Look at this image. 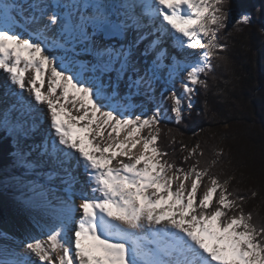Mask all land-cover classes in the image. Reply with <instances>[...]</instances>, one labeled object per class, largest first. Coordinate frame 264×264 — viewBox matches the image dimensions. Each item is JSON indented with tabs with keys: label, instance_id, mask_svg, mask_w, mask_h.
Wrapping results in <instances>:
<instances>
[{
	"label": "snow or ice",
	"instance_id": "obj_1",
	"mask_svg": "<svg viewBox=\"0 0 264 264\" xmlns=\"http://www.w3.org/2000/svg\"><path fill=\"white\" fill-rule=\"evenodd\" d=\"M28 9L25 14L17 0H0V71L20 89H6L15 98L12 109L28 117L0 127L16 141L14 163L26 169L47 164L48 179L59 176L66 195L53 203L47 198L52 190L34 184L32 196L17 197L29 208L43 197L54 223L36 221L42 238L28 237L21 258L0 264H264V223L230 190L235 177L213 171L223 150L204 160L199 143L181 144L187 153L182 167L159 143L164 112L181 123L195 107L198 88L208 90L201 77L214 71L212 58L224 60L219 53L227 45L217 33L232 22L230 0H31ZM234 23L249 25L251 17L242 13ZM169 39L175 49L167 65L171 84L156 100L153 81L165 66ZM112 40L117 43H106ZM150 51L155 59L140 75L137 57ZM142 85L153 107L130 114L132 90ZM45 118L43 151L33 161L19 139L41 131ZM81 169L83 183L76 175Z\"/></svg>",
	"mask_w": 264,
	"mask_h": 264
},
{
	"label": "trees",
	"instance_id": "obj_2",
	"mask_svg": "<svg viewBox=\"0 0 264 264\" xmlns=\"http://www.w3.org/2000/svg\"><path fill=\"white\" fill-rule=\"evenodd\" d=\"M230 7L232 22L217 33L218 42L227 45L219 53L224 60L212 58L214 71L201 77L207 80V92L198 88L195 107L181 123L161 124L159 143L178 166L186 167L180 140L184 145L202 133L196 140L205 153L202 159L211 160L214 149L223 150L222 163L213 171L235 177L230 190L245 197L244 210L254 221L264 223V0H230ZM242 13L251 17L249 25H235ZM173 137L176 143L170 146ZM12 152L10 139L0 132V168L8 166ZM3 219L0 208V223Z\"/></svg>",
	"mask_w": 264,
	"mask_h": 264
},
{
	"label": "bare ground",
	"instance_id": "obj_3",
	"mask_svg": "<svg viewBox=\"0 0 264 264\" xmlns=\"http://www.w3.org/2000/svg\"><path fill=\"white\" fill-rule=\"evenodd\" d=\"M5 2L12 3V0H5ZM20 4L23 5L25 14H27L30 9H28V4L31 2V0H17ZM83 2V0H81ZM106 3H113L116 4L119 2V0H105ZM55 27V26H53ZM18 31L20 29H17ZM151 39V37L149 38ZM106 43H117L116 40L112 41H106ZM148 43V41H145L140 46V52H143L145 45ZM164 47L168 48V56L164 59V67L163 69L165 71H169L167 65L171 63L170 56L175 52V49L171 47V41L169 39L168 43L164 45ZM187 52H194L199 53L204 51L203 49H186ZM87 55V54H83ZM82 55V56H83ZM81 59H84L82 58ZM88 57L91 58L90 55ZM139 67H146L149 68V66L152 65V61L155 59V54L153 52H149L147 55H143L139 58ZM161 68L156 70V75L159 77L156 83V88L158 90H161L163 88V84L161 82L160 76H159V70ZM27 75V74H26ZM114 78V73L111 74ZM183 75V73L181 74ZM3 79L2 84L4 85V91L7 93L6 89L10 87L12 91L20 92V89L17 88L15 85H11L10 81L8 80V74L4 73L3 71H0V80ZM170 85V84H169ZM177 88V91L180 90L179 81L174 85ZM123 88L125 87V84L123 83ZM143 88V85L137 91V89H133V95L131 96V99H135L136 97H139L141 95V90ZM127 89V88H126ZM22 95L25 97L26 100H30L31 103L39 108L41 111H43L45 114L47 113L46 106L44 105H36V102L34 99H32L27 91H24ZM4 107H7L8 110L12 109V105L15 103L14 98L8 97L5 95L4 98ZM16 110V117H10V120L13 119V123H17L18 119L21 123L28 121V117L26 115H22L21 111L17 109ZM133 110V109H132ZM132 110L131 113L132 114ZM7 112V111H6ZM13 112V111H12ZM3 113V112H2ZM18 115V117H17ZM9 117V116H7ZM30 123V121H29ZM49 120L46 118V125L41 126V131L37 133L30 134L26 137H21L20 141H23L25 145H27V150L29 151L30 156L29 159L36 161L39 159V153L43 151V145L45 141V132H47L48 129ZM74 136L76 135L75 130H73ZM123 135V134H121ZM26 150H24L25 152ZM45 161L47 160V157L43 158ZM47 165V164H43ZM48 166V165H47ZM5 171L4 168L0 169L1 173V181L3 185L1 184L0 187V193L2 194L0 196V206L5 213L6 220L4 221L3 225L0 227V233H3L5 235H0V259H17L21 258L24 253V242L28 237L34 236V237H41V228L37 227L36 221H39L41 225L51 226L54 223V218L51 214L50 209H46L44 207L46 201L43 197L37 196L35 199V206L29 208L25 207L20 200L17 199V197H21L22 194L24 197L32 196L33 193L26 190V187L29 189L35 184V185H44V189H51L52 191L48 194V199L53 200V203H55V196L64 197L66 193L63 191L65 188V185L62 183L61 178L59 176L54 177L52 180L48 179V173L51 172V168L48 166V168L45 169H28L27 176L29 178V183H24L26 185L23 186L22 182H17L14 180L15 178H10L9 174ZM76 175L78 176V179L81 183H83L86 180V177L83 175V170H79ZM77 192L80 190V185H74ZM7 190L14 191L12 194L5 196L7 193ZM6 191V192H5ZM37 191H40V189H37ZM15 194H17L15 196ZM79 199L74 198V204L78 205ZM79 216V212L77 211V218Z\"/></svg>",
	"mask_w": 264,
	"mask_h": 264
},
{
	"label": "rangeland",
	"instance_id": "obj_4",
	"mask_svg": "<svg viewBox=\"0 0 264 264\" xmlns=\"http://www.w3.org/2000/svg\"><path fill=\"white\" fill-rule=\"evenodd\" d=\"M140 57L141 56H138L137 58L140 59ZM82 58H84V60H90L92 57L90 58V57H88V55H83ZM149 67H151V66H149ZM145 69H146L145 66L144 67H140V70H141L140 71V75H144V70ZM158 73H159L161 82H162V84L164 86H163V88L161 90H158L156 88V83H155V82H157V80H154L153 81L154 93H152V94H154L156 100H159L160 99V93L164 90V88L166 86H169V84H171V82H168L166 84V79H167L168 73H167V71H165L163 69V67H162L161 70H159ZM2 82H3V79L0 80V122H3L5 120H7L11 124H14L12 122L13 119L10 120V117H13V116L16 117V110H14V109L8 110L7 107H4V102L3 101H4V98H5V95H7L8 97H11V95L8 94V93H6L4 91L5 88H4V85L2 84ZM176 90H177V88H176ZM120 91H121V94H123L124 92L127 91L126 88H123V83H121ZM146 91H148L147 85H143V88L141 90V95L139 97H136L135 99H133V98L131 99V103L133 105V108H132L133 109L132 110V114L133 115L134 114H138L141 110H148V109H151L153 107V103L145 99L144 93ZM179 91H177V92H179ZM12 98H14V97L12 96ZM14 100H15V98H14ZM165 109H170V102H168V103L165 104ZM7 116H9V117H7ZM17 117H18V115H17ZM17 122H20L19 119H18ZM171 122H175L174 115H172V113L170 112V110L169 111H165L164 114H163V116H162L161 124L171 123ZM43 125H46V118H45V121H44V124ZM0 132H4L6 134V136L10 139V146L12 148L14 147L13 151H16V147H15L16 141L13 139V136L9 134L8 130L5 127H0ZM199 135H202V133L194 134V136H192L194 138V141L193 142L185 143L184 145H186L189 149L192 148V147H195V145L197 144L196 140H197V138H198ZM46 136H47V132H45V137ZM180 141H181L180 143H182V144L184 143L182 140H180ZM19 148H21L23 150H26L25 151L26 153H30L29 151H31L29 149L27 150V145H25L23 143V141H20V139H19ZM12 153H11V160H10L9 164H7L8 166L2 167V168H4L5 170H9V171H5V172H7L9 174L10 178L11 177L12 178H15L14 180H16L17 182H22V184L24 186V185H26L24 183H27L28 184L29 181H30L29 178H28V176H27L28 169H26V168H24V167H22L20 165H16L14 163L15 157L12 155ZM30 154H32V153H30ZM2 168H0V169H2ZM45 168H48V166L41 164L40 166L35 167L34 169L38 170V169H45ZM1 176L2 175L0 173V177ZM1 184L3 185L2 181H1V178H0V187H1ZM26 190L29 191V188L26 187ZM13 192L14 191H12V190H7V193H6L5 196H8V195L12 194ZM1 195L2 194L0 193V196ZM16 195L17 194H15V196ZM0 208H1V206H0ZM1 210H2V208H1ZM2 213H3L4 219L0 223V227L3 225L4 221L6 220V216H5V213L3 212V210H2Z\"/></svg>",
	"mask_w": 264,
	"mask_h": 264
}]
</instances>
